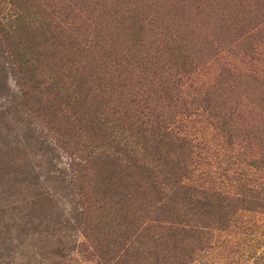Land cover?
I'll return each instance as SVG.
<instances>
[{"label":"rangeland","instance_id":"obj_1","mask_svg":"<svg viewBox=\"0 0 264 264\" xmlns=\"http://www.w3.org/2000/svg\"><path fill=\"white\" fill-rule=\"evenodd\" d=\"M26 13L35 15V24L27 23ZM64 15L85 29L76 40L82 59L71 68L76 81L52 85L38 78L39 89H28L20 126L35 124L48 133L42 144L23 150L25 157L13 155L12 168L28 159L41 165L34 173L40 189L61 182L57 219L66 221L50 233L73 249L61 261L46 258L41 247L30 264H255L249 255L264 251V209H238L256 208L238 202L236 209L215 204L210 212L201 203L213 198L233 205L247 198V187L264 197V0H0V69L6 74L0 94L16 95L14 80L24 76H13L7 65L18 40L33 45V54L43 52L47 63L71 57L73 49L55 46L54 25ZM108 22L116 26L109 27L112 37L101 34ZM64 96L86 100L79 130L61 126L62 112L52 102L60 98L61 104ZM70 163L90 200L80 217L66 204L76 191L64 187ZM10 180L0 172V188H9L0 199L1 210L8 209L0 264H22L20 251L27 249L14 237L10 208L27 193L22 184L7 185ZM187 198L197 213L222 218L190 237L183 224L189 222ZM172 206L178 210L170 215ZM86 219L89 229L80 233L76 228ZM114 225L117 244L105 231ZM12 248L17 257L7 255Z\"/></svg>","mask_w":264,"mask_h":264},{"label":"trees","instance_id":"obj_2","mask_svg":"<svg viewBox=\"0 0 264 264\" xmlns=\"http://www.w3.org/2000/svg\"><path fill=\"white\" fill-rule=\"evenodd\" d=\"M15 5V4H14ZM17 10V8H16ZM75 11V10H73ZM25 17H27V20H29L30 23L34 21V14L33 13H26L23 14ZM75 17L77 15L73 14ZM66 16L60 17L56 24L54 25V28H56V35L54 37V40H56V49L58 47V52H65L70 51L73 49V52L70 53L71 57L69 58H63L62 62L58 65L56 62H50L47 63V57L44 56L43 52H39L38 49L34 52L30 50L33 45H26V42L24 40H18L16 43H14V46L17 48L15 51H11L8 53L7 57V65L10 67V72L13 76L18 74H24L23 77H19L20 80H14V83H16V95H10L9 94H0V98L2 97L5 99V103L0 105V172L3 175H10L11 180L9 181V186L13 187L14 185L22 184L24 187L22 188V191H26L27 197L23 198V201L21 204L17 205L16 207H12L10 209L14 210L12 211V214H16V228H15V234L14 237H21V240L19 244H24L27 250L22 246L21 257H22V264H30L32 260H34L36 254H40L39 249L43 247V254L47 257H52L54 259L57 258H63L61 261L65 259L70 258H64L67 257L70 252L73 249V246L66 247V245H60V242H58L50 233L51 229L53 228V225H62V221L66 220H58L57 218H60V214L63 211V207H60L59 209L56 207V202L59 201L58 196L56 195V192L58 189L62 187L61 182H56L52 186H46L45 188H39L36 181V174H38L39 169H41V165L34 164V163H27L28 159L26 160V163L21 166V169L12 168V158L13 155L18 157V155H21V157H25L26 153H24L23 150L28 145L31 144H42L45 139V135L48 133L47 128L36 126L35 124H30V128L28 126H20L21 120L20 115L22 114V108L20 106L26 105L27 102L30 101V97L32 96L30 93H28V89L31 88V90L39 89L40 83L45 82L46 79H49L48 81L52 85L57 84H63V85H70L69 81L72 78L74 81L76 79L72 77L73 73L71 68L74 65H77L80 63L82 56L79 55L84 51V48L79 47L77 43V36L79 33L85 29L81 30V25L78 26L75 24V17L74 16ZM21 21V19H19ZM105 22V21H104ZM111 22H108L104 24L103 29L101 30V34L103 36H113V34L110 33L111 30H109V27L111 26V29L116 26H113L110 24ZM36 26V25H35ZM35 26L33 25L32 28L35 29ZM40 27L42 26L39 25ZM37 26V27H39ZM16 27L14 26V29ZM74 42H76V46L74 45ZM76 49V50H75ZM86 49V48H85ZM77 52V53H76ZM18 61V62H17ZM42 64L43 66L39 65ZM95 64H93L94 67ZM49 67L52 70H49ZM17 68V69H16ZM95 68H98L95 66ZM22 71V73H21ZM38 78H42L41 82L37 81ZM6 79V74L2 72V69H0V93L2 92L1 89L6 87V84L4 83ZM5 84V85H4ZM47 91V90H46ZM45 90H41L39 92L44 94V100L46 99L49 94ZM38 92V91H37ZM61 95H59L60 97ZM65 100L61 104H59V99L55 100V102L52 103H58L55 105L56 107H60V111L62 112V118H60L61 126L66 127H77L76 129L79 130L81 126H78L79 124L82 125L81 119L85 116L86 112L83 111L85 109L84 105L86 103V100L84 98H81L79 96H76L75 99H70L68 96H64ZM29 99V101H28ZM37 101H39L37 99ZM51 102V101H50ZM31 102L27 104V109L30 111L32 109ZM81 106V108H79ZM51 107V106H50ZM50 118V116H49ZM47 121H45V124ZM124 123V121H123ZM44 124V125H45ZM18 130V131H17ZM4 134H3V133ZM7 138H10L8 140ZM67 143V142H66ZM54 151V149H53ZM107 154V156L113 154L112 152H107L106 150H102ZM93 151H90L87 155L92 154ZM72 154V153H70ZM106 157H99L100 161L104 162ZM90 158H98V156H91ZM18 159V158H17ZM3 164V165H2ZM72 172L71 175H68V180L65 183L64 187H68V191H72L71 189L74 188L75 195H72V199L70 201H66V198L64 201H66V204L68 205V209L71 211V213L74 212V215H79V210L83 203H86L89 200L87 198V195L84 194L82 190V185L77 182V169L72 168L71 163L69 164ZM75 166V165H74ZM9 168L11 170H9ZM69 171V173H70ZM7 180V179H6ZM8 181V180H7ZM91 189V188H90ZM9 188L4 186L0 188V199L3 198V196L7 197ZM245 191L247 192V199L244 197V195L241 197V199H236L235 202H233V205H231V202H227L226 204H220L219 201L216 203L214 202L213 198H211L210 201H204L201 203V205L210 208H213L215 204L219 207H225L230 209H236V205L238 206V202L241 203H248V204H254L256 205V208H253L254 206H246L245 204H241L238 206V209H244L245 207H250V210H256L260 209L262 207V210L264 209V197L259 196L260 190L253 189V187H247L245 188ZM71 192V194H72ZM90 193H94V190H91ZM241 194V193H240ZM251 196V197H250ZM181 200L185 199V195H180ZM188 203H190V199L187 198ZM95 200V199H94ZM100 207L99 205H97ZM196 205H192L190 203L189 207V219L188 223H184L188 228H185V231L188 232L190 237H193L192 234L197 233L198 230H203L205 228L213 226L214 222L219 221L222 216H217L216 219H214L211 216H208L207 214L197 213L195 210ZM1 204H0V232H2V229H6L8 225L4 224L3 220L7 219L5 214L8 212V209L6 210V213H4L3 210H1ZM173 207V206H172ZM258 207V208H257ZM18 208V209H17ZM9 209V210H10ZM57 210L55 213L54 210ZM249 209V208H246ZM175 207H173L172 211H168L167 213L173 214L177 211ZM17 211V212H16ZM51 213L53 218H51ZM216 214V212H213ZM214 214V215H215ZM219 214V213H218ZM213 215V216H214ZM80 217V215L78 216ZM83 217V215H81ZM71 219V218H69ZM73 219V218H72ZM228 219H225L223 222H228ZM87 219L84 221L82 226L77 227L76 229L80 228V233H83L86 229H89ZM62 227H65L64 225ZM118 226H106L105 231H107L106 234L110 236H114L111 243L117 244L118 243V236H120L118 231ZM74 231V228L71 229ZM83 231V232H82ZM263 233V232H262ZM43 238V240H41ZM1 239H4L2 237ZM125 239V238H124ZM256 240L255 238H253ZM252 240V239H251ZM40 241L41 246H40ZM71 241V240H70ZM74 242H69L68 245H73ZM127 244L129 245L130 242L127 240ZM17 250L15 248L10 249V251L7 252V255H10L11 257H17L16 255ZM253 255V256H252ZM251 258L253 257L255 264H264V251L256 254L251 252L249 255ZM54 264H57V261L54 262Z\"/></svg>","mask_w":264,"mask_h":264}]
</instances>
